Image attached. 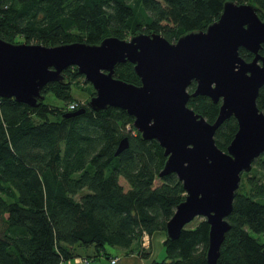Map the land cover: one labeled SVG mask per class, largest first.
I'll return each instance as SVG.
<instances>
[{
	"label": "trees",
	"instance_id": "trees-1",
	"mask_svg": "<svg viewBox=\"0 0 264 264\" xmlns=\"http://www.w3.org/2000/svg\"><path fill=\"white\" fill-rule=\"evenodd\" d=\"M225 1L0 0V38L55 46L157 32L173 42L217 20ZM232 1L254 6L264 18V0ZM258 53L264 55V44ZM239 55L253 58L244 48ZM133 66L117 64L114 76L140 84ZM63 76L42 89L44 95L63 99V106L47 102L46 95L35 107L0 97V264L110 260L114 256L108 247L146 259L151 248L143 246V237L157 232L164 233V256L150 264H207L209 225L204 218L185 226L178 238L166 237L165 224L186 193L174 173L159 175L166 160L159 143L142 139L123 109L92 110L87 104L94 94L91 85L84 102L76 99L71 88L84 77L75 66ZM194 88L192 82L188 92ZM72 102L78 105L69 109ZM219 104L201 95L187 102L209 122ZM256 104L264 113V85ZM78 108L85 111L64 115ZM236 129L235 118L226 119L215 132L217 146L225 150ZM125 136L128 147L115 155ZM250 172L242 173L235 192L218 264H264V154Z\"/></svg>",
	"mask_w": 264,
	"mask_h": 264
},
{
	"label": "water",
	"instance_id": "water-1",
	"mask_svg": "<svg viewBox=\"0 0 264 264\" xmlns=\"http://www.w3.org/2000/svg\"><path fill=\"white\" fill-rule=\"evenodd\" d=\"M263 44L264 18L254 6L232 0L224 2L219 18L205 29L173 42L157 32L55 46L0 38V97L35 107L45 97L43 87L61 82L63 71L75 66L94 90L88 106L95 111L125 110L141 138L156 140L163 149L166 160L159 175L174 173L181 181L185 198L165 224L166 237L176 239L195 217L204 218L209 225L205 259L218 264L241 175L264 154V113L256 104L264 85V55L258 53ZM239 48L253 58L246 61ZM125 61L134 65L140 84L114 76L115 66ZM198 95L220 102L213 122L188 107L190 96ZM84 111L78 108L64 115ZM230 117L237 129L222 150L214 136ZM127 147L125 136L115 155Z\"/></svg>",
	"mask_w": 264,
	"mask_h": 264
},
{
	"label": "rangeland",
	"instance_id": "rangeland-1",
	"mask_svg": "<svg viewBox=\"0 0 264 264\" xmlns=\"http://www.w3.org/2000/svg\"><path fill=\"white\" fill-rule=\"evenodd\" d=\"M22 42L23 43H26L25 41H22ZM31 44H34V43H31ZM83 82H84V78H81L80 84L78 86L73 85L72 88H71L72 94L76 97V99L80 100V102H84L85 99L88 97L87 96V89L90 88V84L89 83H85V82L83 83ZM45 95H46L45 100L47 102H49V103H51L53 105H56V106H63L64 105V100L63 99H60V98L54 96L51 93H46ZM90 97H91V95L88 98H90ZM249 175H251V174H249ZM245 178L246 177H244L242 180H245ZM263 178H264V176H263ZM120 183L124 186V188H127L128 187L127 186V183L123 179H120ZM155 183H158V180H156ZM240 183H241V181H240ZM200 219H202V217H199V216L198 217H195L186 226L187 227H192ZM149 244H150V241H149V243H147V245L150 246ZM150 248H151V252L153 253V258H155V259L158 260V259H161L164 256V246H163V244L161 242H159V239L156 237V235L154 237H152V247H150ZM108 250L112 254H119V255L121 254L120 253V250L117 249V248H112V247L110 248V247H108ZM106 261H107V259L105 257H101V258H99V261L98 262L105 263Z\"/></svg>",
	"mask_w": 264,
	"mask_h": 264
},
{
	"label": "crops",
	"instance_id": "crops-1",
	"mask_svg": "<svg viewBox=\"0 0 264 264\" xmlns=\"http://www.w3.org/2000/svg\"><path fill=\"white\" fill-rule=\"evenodd\" d=\"M156 235V237L159 239V242H163L164 239V234L162 232H157L154 233L151 237H148V243L150 241V247H152V237H154ZM119 251V250H118ZM120 255L119 254H112V256L117 258V262L115 264H150L153 258V253L151 252L150 257L149 258H141L140 256L136 255V254H131V255H124L123 252L120 250ZM103 256H100L98 258L92 259V258H87V259H83L81 257L78 258H74L72 260L69 261L70 264H109V260L107 259V261L105 263L103 262H98L99 258H101ZM61 264H66V263H61Z\"/></svg>",
	"mask_w": 264,
	"mask_h": 264
},
{
	"label": "built area",
	"instance_id": "built-area-1",
	"mask_svg": "<svg viewBox=\"0 0 264 264\" xmlns=\"http://www.w3.org/2000/svg\"><path fill=\"white\" fill-rule=\"evenodd\" d=\"M77 102H72L68 105L69 109H74L76 106H77ZM127 129L129 130L130 128L127 127ZM147 243H148V236L147 235H144L143 237V246L147 247ZM117 262V258L116 257H113V258H110L109 260V264H115ZM66 264H70L69 261L66 263Z\"/></svg>",
	"mask_w": 264,
	"mask_h": 264
}]
</instances>
